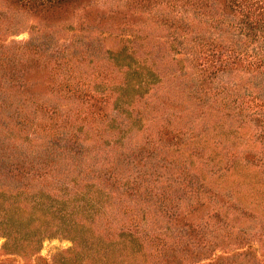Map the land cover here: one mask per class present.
<instances>
[{
	"label": "trees",
	"instance_id": "16d2710c",
	"mask_svg": "<svg viewBox=\"0 0 264 264\" xmlns=\"http://www.w3.org/2000/svg\"><path fill=\"white\" fill-rule=\"evenodd\" d=\"M262 19L264 0H0L1 252L62 233L51 264H264L258 154L214 140L222 75L264 68Z\"/></svg>",
	"mask_w": 264,
	"mask_h": 264
},
{
	"label": "rangeland",
	"instance_id": "374dc122",
	"mask_svg": "<svg viewBox=\"0 0 264 264\" xmlns=\"http://www.w3.org/2000/svg\"><path fill=\"white\" fill-rule=\"evenodd\" d=\"M23 26H28L29 23H34L36 19L33 16L23 15L21 18ZM260 27L264 28V19L260 22ZM262 30H258L261 32ZM27 37L26 31H21L15 35V38ZM261 47V48H260ZM249 49L252 51L259 50L260 54L264 52V36L259 39L255 38L249 42ZM213 67V66H211ZM257 73V72H256ZM248 75L241 74L231 69L225 72L220 79L237 82V87H227V90L232 92L229 95V108L231 113L218 111L215 118L216 128L219 130L218 135H214L215 144L222 149H236V150H251L256 154L250 164L247 166L246 179L250 178L255 181H263L264 184V68L258 71V74ZM39 88L42 94H47V89L44 85V74L39 72L37 74ZM213 123H208V128H211ZM231 132H225L226 130ZM212 138V137H211ZM210 138V139H211ZM256 194L260 193L255 191ZM255 228L260 226L261 221H254ZM256 232L260 231L255 229ZM253 243L259 246L261 241L258 234H253ZM4 240L0 236V246ZM73 244L71 238L65 234L58 233L53 236L44 237L36 252V257L24 256L17 252L2 253L0 249V259L2 262L9 264H51L53 256L56 252L66 254L67 248ZM39 256V257H37Z\"/></svg>",
	"mask_w": 264,
	"mask_h": 264
}]
</instances>
